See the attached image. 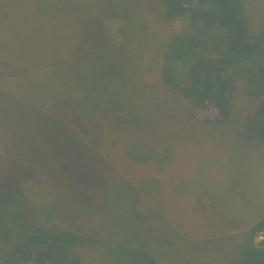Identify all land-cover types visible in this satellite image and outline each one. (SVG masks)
<instances>
[{"label": "rangeland", "instance_id": "374dc122", "mask_svg": "<svg viewBox=\"0 0 264 264\" xmlns=\"http://www.w3.org/2000/svg\"><path fill=\"white\" fill-rule=\"evenodd\" d=\"M120 2L0 0V12L11 15L6 25L0 20V88L8 91L6 80L20 79L3 60L21 63L15 54L25 52L7 49L24 45L12 28L25 27L39 48L29 58L37 72L24 81L39 85V97L47 100H30L42 107L37 112L0 94V187L20 184L25 214L39 225L106 244L128 239L162 264L228 263L248 226L264 216V142L249 137L248 129L260 99L245 95L237 81L228 121L206 123L203 112H192L189 101L161 79L167 45L191 30L188 18L166 19L159 0H125L126 8H134L127 22ZM238 2L248 34L262 29L264 0ZM108 49L126 67L119 78L111 79L109 58L96 70L91 61L81 68V61ZM69 66L66 77L62 69ZM72 69L99 77L109 103L125 109L87 114L93 105L74 102L80 93ZM73 115L75 124L60 119ZM263 237L261 232L257 241ZM73 251L89 264L117 260L102 246Z\"/></svg>", "mask_w": 264, "mask_h": 264}, {"label": "trees", "instance_id": "16d2710c", "mask_svg": "<svg viewBox=\"0 0 264 264\" xmlns=\"http://www.w3.org/2000/svg\"><path fill=\"white\" fill-rule=\"evenodd\" d=\"M159 1L163 5L166 19L176 20L187 17L191 28L188 32L176 35L167 45L161 69L162 82L177 90L184 99H187L192 112H203V120L206 123L221 125L231 116L230 95L234 90V84L240 81L242 92L245 95L260 99L248 122L249 137L264 142V27L248 34L244 27L242 7L238 0ZM125 3V0L119 3L122 4L121 9L124 12L121 19L132 22L131 15H134V8L131 6L126 8ZM2 11L7 14L4 10ZM7 15L9 16L0 12L3 25H6L4 24L5 19L11 17L10 14ZM15 25L22 27L21 23ZM12 33L14 37L16 36V41L24 45L14 47L13 44L7 49L8 52L24 51L25 54L18 56L15 54L16 59H20L21 63L15 62L13 57L3 60V63L11 67L12 71L20 75V79L6 80L7 83L3 85L11 86V88L8 91L0 88V94H5L15 102L17 101L19 105L28 104L37 108V112H43L39 108L41 106L30 102V100L43 101L39 97L41 93L39 85L32 83L31 80L24 81L28 79L26 78L28 74L37 72V66L29 64V58L36 54L39 44L35 42V36L28 28L16 29L14 27ZM23 40H28L30 46H26ZM109 49L103 53L98 51L99 55H92L89 59L81 61V68H85V62L91 61L97 64L96 70L101 67L102 61L109 58L110 65L107 66L110 68L109 75L111 79L115 75L119 78V74L124 73L123 68L126 67L111 55ZM26 50H34V53L26 52ZM70 67L62 69L66 77L71 76L69 75ZM72 74L80 93L74 102L79 103L83 99V102L89 101L93 105L86 110L87 114L99 109L102 112L111 110L116 114L117 111L125 109L117 104L109 103V99L106 98V89L101 86L99 77L89 76V72L87 74L83 72L82 75L74 72ZM87 87H89L88 92H86ZM16 94L19 96L15 97ZM54 108L55 104L48 109L52 111ZM81 112L85 113L84 110ZM74 117L75 115L72 119L64 117L60 119L64 122L68 121L67 124H75ZM147 120H153V117H148ZM120 121L130 122L128 117H120ZM103 229L99 228L100 231ZM261 232H264V216L248 226L238 255L228 263L219 262L217 264H264V237L257 241ZM131 242V240L121 238L118 242L116 240L111 244H106L100 239L81 235L71 230H57L54 227L34 223L25 214V197L22 186L14 184L0 187V264H67V260L69 264H89L73 251L77 245L85 244L102 246L115 253L117 260L110 264H162L152 253L131 246ZM167 264L201 263L191 260H175Z\"/></svg>", "mask_w": 264, "mask_h": 264}]
</instances>
